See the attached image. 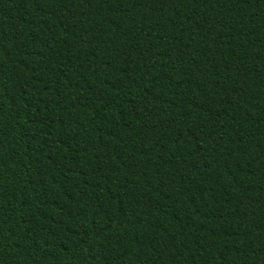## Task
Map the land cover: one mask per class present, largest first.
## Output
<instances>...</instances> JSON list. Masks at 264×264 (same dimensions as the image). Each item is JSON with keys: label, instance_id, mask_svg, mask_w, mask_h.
Wrapping results in <instances>:
<instances>
[{"label": "trees", "instance_id": "trees-1", "mask_svg": "<svg viewBox=\"0 0 264 264\" xmlns=\"http://www.w3.org/2000/svg\"><path fill=\"white\" fill-rule=\"evenodd\" d=\"M0 264H264V0H0Z\"/></svg>", "mask_w": 264, "mask_h": 264}]
</instances>
